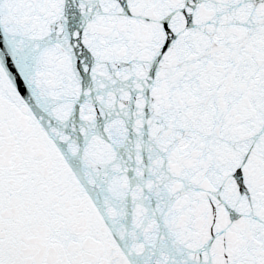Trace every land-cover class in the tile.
<instances>
[{
    "label": "snow or ice",
    "instance_id": "snow-or-ice-1",
    "mask_svg": "<svg viewBox=\"0 0 264 264\" xmlns=\"http://www.w3.org/2000/svg\"><path fill=\"white\" fill-rule=\"evenodd\" d=\"M0 264H264V0H0Z\"/></svg>",
    "mask_w": 264,
    "mask_h": 264
}]
</instances>
